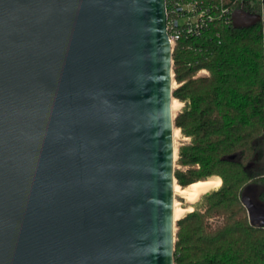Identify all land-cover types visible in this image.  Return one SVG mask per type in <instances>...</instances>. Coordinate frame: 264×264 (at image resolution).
I'll use <instances>...</instances> for the list:
<instances>
[{"label":"water","instance_id":"obj_1","mask_svg":"<svg viewBox=\"0 0 264 264\" xmlns=\"http://www.w3.org/2000/svg\"><path fill=\"white\" fill-rule=\"evenodd\" d=\"M167 19L166 0H0V264H175Z\"/></svg>","mask_w":264,"mask_h":264},{"label":"trees","instance_id":"obj_2","mask_svg":"<svg viewBox=\"0 0 264 264\" xmlns=\"http://www.w3.org/2000/svg\"><path fill=\"white\" fill-rule=\"evenodd\" d=\"M210 1L262 15L257 0ZM263 42L264 20L237 29L217 17L173 50V97L183 104L175 125L189 140L178 149L177 184L221 181L195 204L181 199L191 211L177 222L175 264H264V226L252 225L243 203L264 208Z\"/></svg>","mask_w":264,"mask_h":264},{"label":"built area","instance_id":"obj_3","mask_svg":"<svg viewBox=\"0 0 264 264\" xmlns=\"http://www.w3.org/2000/svg\"><path fill=\"white\" fill-rule=\"evenodd\" d=\"M257 1L261 6L260 22H262L264 20V0ZM166 11L167 33L172 51L183 37L200 35L217 17L224 18L227 24L233 25L234 11L229 7L220 8L210 0H169V4L166 0Z\"/></svg>","mask_w":264,"mask_h":264},{"label":"bare ground","instance_id":"obj_4","mask_svg":"<svg viewBox=\"0 0 264 264\" xmlns=\"http://www.w3.org/2000/svg\"><path fill=\"white\" fill-rule=\"evenodd\" d=\"M181 107H182V103L174 99L172 105L174 116L177 115ZM179 136H180V132L179 130L176 129V131L174 132V139L176 140L177 138H179ZM220 185H221L220 180L197 182L190 185L186 189H183L179 185H176L175 194L185 197L188 203H195L200 198L201 195L207 193L212 189L219 188ZM190 211L191 208H184L179 202H176L175 211H174L175 221H179L185 215V213H188Z\"/></svg>","mask_w":264,"mask_h":264},{"label":"rangeland","instance_id":"obj_5","mask_svg":"<svg viewBox=\"0 0 264 264\" xmlns=\"http://www.w3.org/2000/svg\"><path fill=\"white\" fill-rule=\"evenodd\" d=\"M200 75H208V72L206 71V72H201V74ZM177 87V83L175 82L174 83V89ZM179 101V100H178ZM183 108V104H182V107H181V109ZM181 109H180V111H181ZM180 111L177 113V115H176V117L178 116V114L180 113ZM178 130V129H177ZM179 132H180V130H179ZM189 140L187 139V138H183L182 137V135H181V132H180V136H179V138H177L176 140H175V145H176V149L178 150L179 149V147L184 143V142H188ZM177 167V166H176ZM209 192V191H208ZM207 192V193H208ZM207 193H205V194H207ZM205 194H203V195H205ZM203 195H201V196H203ZM201 196H200V198H201ZM199 198V199H200ZM181 199H184V201H186L187 202V200H186V198L185 197H183V196H180V195H176V202H179L181 205H182V200ZM198 199V200H199ZM197 200V201H198ZM196 201V202H197ZM175 202V203H176ZM195 202V203H196ZM188 203V202H187ZM195 203H189V204H195ZM183 206V205H182ZM184 207V206H183ZM186 214V213H185ZM178 222V221H177Z\"/></svg>","mask_w":264,"mask_h":264}]
</instances>
